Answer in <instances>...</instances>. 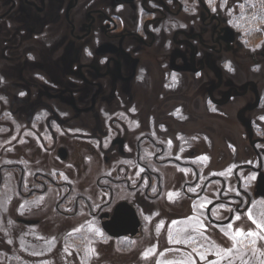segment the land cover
<instances>
[{
    "label": "rangeland",
    "instance_id": "374dc122",
    "mask_svg": "<svg viewBox=\"0 0 264 264\" xmlns=\"http://www.w3.org/2000/svg\"><path fill=\"white\" fill-rule=\"evenodd\" d=\"M205 1L212 4V15L224 21L221 28L237 29L233 43L220 51L207 40L215 23L203 34L213 49L196 44V64L200 57L210 55V66L219 76L220 86L213 97L222 102L230 87L239 89L250 81L258 83L264 93V83L251 70V58L258 57L253 54L264 48V0ZM182 4L185 6L179 16L166 19V32L158 36L155 29L153 48H143L131 39L126 43L132 55L142 62L147 60L148 83L141 81L137 88H131L135 105L125 95L108 99L111 88L106 80L101 83V96L107 98H97L94 111L78 115L64 107V115L58 118L44 109L34 111L37 105L33 104L44 99L17 98L18 87L24 84L16 80L13 66H0V264H264V197L255 195V175L239 169L257 167L258 160L235 117L238 109L253 102V96L232 98L221 109L210 108L207 92L217 87L215 76L208 70L196 77L191 70L186 71L190 51L173 42L176 23L187 33L203 31L199 20L203 10L197 0ZM170 8L176 12V7ZM138 14L130 9L120 13L124 30L135 32ZM167 28L172 30L167 33ZM255 30L263 37L261 42L247 45L244 36ZM176 48L183 58L178 65L185 70L179 74L172 65ZM70 57L81 58L74 51ZM27 71L23 75L29 79ZM83 89L85 93L90 90L86 86ZM116 89L122 91L119 85ZM92 92L83 94L85 98H75L77 106L89 107ZM158 110L166 112V133L156 131L153 140L162 147L145 146L151 158L143 157L141 164L149 169L153 185L157 183L156 175L160 176L163 193L159 198L154 186L150 197H146L145 181L137 185L141 164L139 168L134 161L136 140L162 118ZM194 112L195 117L191 116ZM101 131L126 140V159L117 153L115 156L111 147L94 144L102 138ZM60 148L68 151L64 160L58 156ZM105 156L107 163L103 161ZM183 164L197 168L198 183ZM128 170L129 185L123 182ZM235 176L241 180L245 196L237 190ZM186 182L192 186L183 191ZM108 189L113 190L111 202ZM248 193L251 202L247 208ZM220 196L227 203L221 202L211 210L212 219L224 222L231 213L233 217L224 226H214L206 218V209ZM120 201L135 206L142 216L144 228L134 238L106 236L86 204L93 213H110ZM236 208L245 209L235 213ZM17 219L38 223L25 226Z\"/></svg>",
    "mask_w": 264,
    "mask_h": 264
},
{
    "label": "flooded vegetation",
    "instance_id": "af4514ba",
    "mask_svg": "<svg viewBox=\"0 0 264 264\" xmlns=\"http://www.w3.org/2000/svg\"><path fill=\"white\" fill-rule=\"evenodd\" d=\"M184 1L185 0H133L130 3H124L118 0H0V66L2 68L7 65L13 66V70L15 73L17 72L16 80L24 84L22 86L19 85L17 98L20 99L21 97L25 98L30 96V98L34 99L36 97L42 100L44 99L46 102L41 101L33 104L37 105L34 107V111L38 108L44 109V112H52L58 116V118L64 115V107H70V109L78 115L94 111L97 103L96 101L107 98V96L106 98L104 95L101 96L103 93L101 83L106 80H109L111 88L108 99H117V95H121L122 97L119 96V98H123L125 95L124 98H126V100L130 99L131 102H133L132 94H134V88H131H137V84L141 81L144 83L146 82V65L144 63L147 62V60H143L142 62V60L137 58L134 54L132 55L129 46L126 47L128 39H131L134 43L148 50L153 48L157 38V31H155V29L158 28V36H160V32H166V25L169 27V23L166 22V19L168 17L174 18L177 15L179 16L182 9H184L185 5L182 4ZM191 1L195 2V0ZM197 2L203 10V13H201L203 15L199 17V20L204 26L202 27L203 31L200 33H187L181 27H177L176 23V25L173 26V42L175 45L184 46L190 51V58L186 71L191 70V73L196 77V75L203 73L204 70H208L215 76L218 85L217 87H210L211 89L207 92V101L210 108L215 107L221 109L231 103L232 98L243 100L248 96H253V102L251 104H245V106L238 109L235 117L237 123L244 131L243 136L247 139V143L257 156L258 165L257 167L240 166L239 169H248L255 175V195L261 197L257 195V193L259 190V183L264 181V147L259 148L260 146H264V113H261V111L264 110V93L260 91L258 83L250 81L240 86L239 89L230 87L224 94L225 99L222 102H219L213 97L214 92H217L218 86H220L219 76L213 70L212 66H210V55L205 54L200 57L198 64H196L195 57L198 54L196 44L199 43L205 50H212L213 46L210 44H215L220 51L223 49L222 46L233 43L236 35L234 29L236 28H229L228 26L221 28L224 21L212 15L209 9L212 4L209 5L205 0H197ZM170 6L176 7V12H173ZM129 9L139 13L136 18L135 32L124 30L123 27L124 20L120 13H128ZM212 23H215L214 27ZM211 26L213 28L210 31L209 39H207L209 40V44L204 41L203 34H206L207 28ZM170 30L172 29L167 28V33ZM257 31L258 30H255L253 33L250 31L244 36L247 45H256V43L261 42L263 37H259ZM144 37L148 38L149 42H146ZM240 39L243 40V36H240ZM194 40H196L195 43L192 42ZM179 50V48L175 49L174 61L172 62L173 67L177 70V74L185 71L181 70L178 65V62H181L183 59ZM72 51H74V53L76 52L77 56L80 55L81 58H71ZM253 55L258 57L251 58V70L254 74L259 75L261 83H264V48L261 49L258 54L254 53ZM182 63V66H185V62ZM189 67L191 69H188ZM26 70H28L29 79H26L23 75V71ZM2 73V77L6 76V74L4 75V69ZM164 81L163 78L162 88L165 84ZM168 82V85H170V81ZM73 83L82 86V88L73 85ZM147 83L148 80L146 84ZM116 85H119L122 91H118ZM84 86L90 89L87 90L86 93L83 89ZM38 88L40 90H37ZM124 88L127 90H123ZM90 91L93 92L91 96H88L90 97L88 102L89 107L77 106L75 98H85ZM83 94H85V96ZM135 104L136 102H133V105ZM158 112L162 118L158 120L156 124L152 123L149 129L150 132L147 131L136 140L137 147L134 161L137 162L138 167L143 157L151 158V153L148 152L145 146L162 147L161 144H156L157 142L153 140L156 131L160 135L166 133L164 126L165 120L163 118L166 112L163 110H158ZM209 113L211 114V112ZM195 115L194 112L191 116L195 117ZM61 124V127L65 128L63 123ZM180 124L179 122L178 125ZM111 128L114 129L115 127L113 128L111 126ZM107 129L108 128H106V130ZM101 134H103V140H101V138L97 140V142H94L96 146L111 147L115 156H117V153L122 159L128 157L125 149L126 140L124 138L118 135L114 136L112 133H105L104 135L102 131L100 132V135ZM62 150L66 155L65 159L67 158L68 151L64 148H60L57 152L59 158L64 160L60 155ZM103 161L105 163L109 162L108 157L105 156ZM154 161H157L156 157ZM168 161L182 166V164L177 163L176 160L170 159ZM183 166L192 171L196 179L195 181L198 183L200 173L197 168L189 164H183ZM140 167V181L137 185L141 186L142 182L145 181L143 193L146 197H150L149 193L154 186L157 188L155 196L159 198L163 193L160 184V176L156 175L157 183L153 185L149 169L142 166V164ZM137 173L138 171L136 174ZM125 174L123 182L129 185L131 171L128 170ZM235 177L237 178V176ZM104 178L107 179V176ZM109 178L110 180L114 179L111 178V176H109ZM112 180L111 182H115ZM237 180V190L243 193L242 196H245L244 190L240 187L241 180L238 178ZM206 184H208V182ZM191 186L192 184L186 182L182 189L185 191L186 188ZM223 186L224 191L227 187V183H223ZM261 188H263L261 190L263 191L264 184ZM108 190L110 196L109 201L111 202L113 190ZM223 191L221 194H223ZM176 192H178V189ZM246 198L248 200V208L251 202V195L248 193ZM196 199L197 198H195V200ZM229 199L230 198H226V200ZM237 199L239 202L242 201V199ZM121 202L127 203L134 209L140 222L139 228L141 232L144 222L140 212L127 201H120L119 203ZM221 202L227 203L220 196L218 201L210 204L206 209V218L214 226H224L228 224L233 217L231 213L229 218L224 222H218L212 219L210 215L211 210ZM86 204L89 208L90 215L97 218V223L102 230L100 217L102 214L108 212L93 213L89 203L86 202ZM118 204L108 213L110 216L113 214ZM244 209L245 208L240 210L236 208L235 213L244 211ZM74 210L76 212L78 211L77 202L74 205ZM137 235H140V233L135 236ZM125 237L131 238L130 236Z\"/></svg>",
    "mask_w": 264,
    "mask_h": 264
},
{
    "label": "water",
    "instance_id": "95a60500",
    "mask_svg": "<svg viewBox=\"0 0 264 264\" xmlns=\"http://www.w3.org/2000/svg\"><path fill=\"white\" fill-rule=\"evenodd\" d=\"M124 3H130L133 0H118ZM62 150L60 155L62 159H65V154ZM63 153V154H62ZM263 182L259 183V190L257 195L264 196ZM101 227L109 235L115 236L116 238H121L125 236L133 237L138 234V229L140 227V222L135 214L134 209L127 203H119L111 216L108 213L102 214L101 217ZM18 223L26 226L35 225L38 222L32 220L18 219Z\"/></svg>",
    "mask_w": 264,
    "mask_h": 264
},
{
    "label": "bare ground",
    "instance_id": "6f19581e",
    "mask_svg": "<svg viewBox=\"0 0 264 264\" xmlns=\"http://www.w3.org/2000/svg\"><path fill=\"white\" fill-rule=\"evenodd\" d=\"M67 154V153H66ZM68 155V154H67ZM119 202H117V203H115L114 205H113V207H112V209H111V211L113 210V208H114V206L116 205V204H118ZM109 213V212H108ZM144 228V227H143ZM138 233H140V228L138 229ZM138 236V235H137ZM111 237H114L115 238V236H111ZM136 237V236H135ZM133 238H134V236H133Z\"/></svg>",
    "mask_w": 264,
    "mask_h": 264
}]
</instances>
